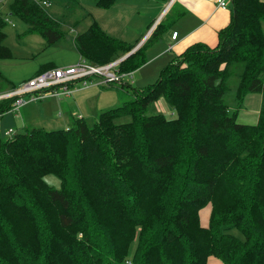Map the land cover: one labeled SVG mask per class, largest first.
I'll list each match as a JSON object with an SVG mask.
<instances>
[{"label": "trees", "instance_id": "16d2710c", "mask_svg": "<svg viewBox=\"0 0 264 264\" xmlns=\"http://www.w3.org/2000/svg\"><path fill=\"white\" fill-rule=\"evenodd\" d=\"M9 13L47 42L58 38L39 0H12ZM4 24L0 15V58L11 56ZM162 25L132 50L93 20L75 46L97 64L132 50L118 62L132 71ZM238 62L231 109L227 79ZM122 85L130 97L90 124L0 138V264H264V0H230L216 45L194 42L154 82ZM248 92L261 94L255 123L236 118ZM159 96L175 116L147 111ZM14 98L0 99V115Z\"/></svg>", "mask_w": 264, "mask_h": 264}, {"label": "crops", "instance_id": "0c3cea01", "mask_svg": "<svg viewBox=\"0 0 264 264\" xmlns=\"http://www.w3.org/2000/svg\"><path fill=\"white\" fill-rule=\"evenodd\" d=\"M111 2V15H113L111 25L114 31V34L111 36L126 43H132L135 48L145 40L157 23L160 22L163 24L160 29L162 30L161 34L157 38L161 40V43L156 50L149 53L151 60L162 58L164 54L168 52H171L172 58L194 42H204L210 46L216 45L217 32L228 23L230 17V0H226L227 5L224 8L219 6L218 0H112ZM151 7H156L157 11H153ZM166 8L168 10L166 12H170L169 17H167L168 13H163ZM48 14L50 15L49 12ZM82 16H85L86 20L81 18ZM93 20H91L86 13L81 12L79 20L75 22L67 21L63 24L78 29L76 30L77 35ZM96 22L101 27L99 21L97 20ZM25 24L28 25V29L29 24L26 22ZM33 31L38 32L37 30ZM172 31H177V36L175 38L171 37ZM55 41L56 40L52 43ZM166 47L167 50H165ZM30 56L31 59L35 57L34 53H31ZM11 57L12 54L8 58ZM80 58L81 56L78 52V58L75 62ZM75 62L56 64L52 59L44 58L39 61L26 76H22L20 78L22 80H19L17 83L44 69L68 65ZM4 79L9 85L12 83L9 78ZM17 83L12 84L16 85ZM73 85L74 89L69 94L61 96L50 95L39 100L28 102L17 111H7L3 115H0V117L3 118L6 114H11L12 118H16V121L18 120L17 122L19 123L16 126L9 125L4 129L3 133L5 134V132L12 127L13 132H15L14 129L17 128V126H19L21 132L29 127H43L46 129L68 128L73 120L77 118L84 119L86 122L91 123L100 111L120 104L128 94V92L124 90L126 86L122 84H100L96 81H92L87 85H81L80 82H75ZM108 86L118 91V95L120 96L119 100L114 98L113 93L111 94L108 92V90H110V88H107ZM9 88L7 87L6 89ZM260 102V93L248 92L243 98L241 107L238 109L237 121L241 123H255L258 117ZM52 103L57 104L55 109L50 107ZM42 105L49 110H44ZM38 107H40L45 114L41 122H38L33 116L39 111ZM52 113L61 116L55 121L51 116ZM202 224H207V218H205V216ZM209 264L222 263L218 259L210 258Z\"/></svg>", "mask_w": 264, "mask_h": 264}, {"label": "rangeland", "instance_id": "374dc122", "mask_svg": "<svg viewBox=\"0 0 264 264\" xmlns=\"http://www.w3.org/2000/svg\"><path fill=\"white\" fill-rule=\"evenodd\" d=\"M11 1L12 0L0 1V15L3 18H7V21H5V24L3 26L5 36L2 39V43L9 48L12 54L11 58H0V73L4 78H9V80H11L10 82L14 84L19 80H22L20 78L22 76H26L30 71H32L36 64L44 58H50L56 64L75 62L77 60L78 51L76 50V46L74 45V37L76 36V30L78 29L70 27L69 25L67 26L63 23H66L67 21L75 22L76 20H79L81 12L86 13L91 20H98L101 24L102 29L107 31L109 35L114 34L111 25V22L113 20V15H111V1L107 4L106 2L98 3V0H49V4H42L47 12L50 13L51 18L53 17L52 19H54V21H57L58 28L60 30L58 39H56L54 43L50 42L52 43L51 45H49L50 43L47 42L45 37H43L39 33V31H29L27 29L28 25L25 24V21H23V19L9 13V4ZM151 9L153 11H157L156 7H151ZM166 11H168L167 8L163 13H168L167 17H169L170 12ZM81 18H84V20H86L85 16H82ZM157 40L158 39H156L145 48L144 53L146 61L136 69L132 70L131 75L133 81H131V84L136 88L154 82L159 75L160 69L171 60V52L165 53L162 58L151 60V58L149 57V53L156 50L161 43L160 39L158 41ZM165 50H167V47L165 48ZM31 53H34L35 56L32 59L30 58ZM119 57L120 56H117L113 59ZM231 68L232 73L227 79V85L229 89L225 94V101L230 106V108L233 109L236 108L237 105L234 93L238 82V76L243 68V65L242 63L238 62L232 64ZM10 86L11 85H9V83H7L4 79L2 80L0 77V89H2L0 90V92L4 91L7 87L9 88ZM107 88H110V86H108ZM108 92L111 94L113 93L116 100L120 99V96L118 95V91L116 89L110 88ZM128 93H131V89L130 91L128 89ZM128 97H126L124 100H127ZM42 107L44 108V110L47 109V107L43 105ZM50 107L55 109L57 107V104L52 103ZM38 109L39 111H37L33 116L38 122H41V120H43L42 118L45 117V114L40 107H38ZM157 110L163 113L166 117H173L176 115L175 110L173 109L171 104L163 96H159L155 101L151 102L147 109L148 112H155ZM51 116L53 119H55V121H57L61 115L52 113ZM17 121L16 118H12L11 114H6L3 118L0 117V138L7 137V135L3 133L4 129L9 125H18L19 123ZM14 130L15 132H19V126H17V128H15ZM15 132H13L12 134H14ZM45 180L53 186H58V179L52 175H46ZM201 220L203 222L204 214L203 216H201ZM231 231L237 233V229L235 228Z\"/></svg>", "mask_w": 264, "mask_h": 264}, {"label": "built area", "instance_id": "2783aa9c", "mask_svg": "<svg viewBox=\"0 0 264 264\" xmlns=\"http://www.w3.org/2000/svg\"><path fill=\"white\" fill-rule=\"evenodd\" d=\"M39 1L41 5L49 4V0ZM218 4L223 8L227 5L226 0H218ZM4 19L7 21L6 17ZM176 36L177 31H172L171 37L175 38ZM119 61L116 58L103 64H97L81 57L75 63L54 66L38 72L17 83L14 87L0 92V99L15 97L8 111H17L21 106L31 101L50 95L61 96L69 94L74 89L73 84L79 81L81 85H87L92 81L100 84H124L127 81L132 83V71H119ZM12 133L13 129L10 128L5 132V135L11 136ZM126 263L130 264L129 260Z\"/></svg>", "mask_w": 264, "mask_h": 264}, {"label": "water", "instance_id": "95a60500", "mask_svg": "<svg viewBox=\"0 0 264 264\" xmlns=\"http://www.w3.org/2000/svg\"><path fill=\"white\" fill-rule=\"evenodd\" d=\"M135 48V47H134ZM134 48L132 49V50H134ZM132 50H130L129 52H127V53H125V54H123V55H121L119 58H118V60H121L122 58H124L125 56H127Z\"/></svg>", "mask_w": 264, "mask_h": 264}, {"label": "bare ground", "instance_id": "6f19581e", "mask_svg": "<svg viewBox=\"0 0 264 264\" xmlns=\"http://www.w3.org/2000/svg\"><path fill=\"white\" fill-rule=\"evenodd\" d=\"M13 102V101H12ZM12 104V103H11ZM19 110V109H18Z\"/></svg>", "mask_w": 264, "mask_h": 264}]
</instances>
